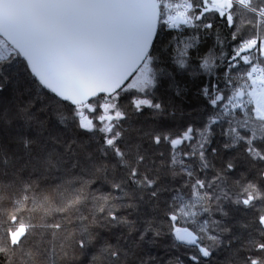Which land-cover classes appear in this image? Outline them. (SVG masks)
I'll return each instance as SVG.
<instances>
[{
	"label": "snow or ice",
	"instance_id": "obj_1",
	"mask_svg": "<svg viewBox=\"0 0 264 264\" xmlns=\"http://www.w3.org/2000/svg\"><path fill=\"white\" fill-rule=\"evenodd\" d=\"M236 8L251 14L247 38L234 27ZM214 17L234 29L236 42L223 68L231 97L221 94L218 84L201 89L219 114L207 118L203 131L188 125L177 135L150 130L138 137L150 146L167 144V159L142 142L126 140L121 122L129 118V109L148 108L155 116L166 111L152 93L161 80L174 79L154 52L158 27L211 30L205 21ZM195 40L185 43L175 59L179 69L186 68L187 49ZM17 56L24 57L23 71L38 79L56 105L70 104L71 118L57 111L58 124L50 123L52 110L35 107L27 89L18 91L10 105L0 104V177L9 181L5 185L0 179V193L5 187L10 192L7 207L0 205V264H19L17 253L37 229L53 238L66 233L70 246L94 253L91 264H125L130 257L133 264H156L140 246L162 235L172 236L174 246L194 250L192 264L212 257L226 235L227 246L233 240L240 245L234 253L238 264H264V0H0V92L13 77ZM241 65L247 70L234 84L227 73ZM215 66L210 59L200 65L205 72ZM125 94L130 95L127 109L120 103ZM235 110L250 115L225 120ZM225 122L219 133L226 138L222 147L235 155L216 168L206 153L218 156L211 147L212 128ZM59 125H65L63 130ZM72 129L89 140L65 138ZM97 133L100 140L93 148ZM66 158L81 176L60 177L53 186L32 178L53 170L67 175ZM109 158L116 163H104ZM117 166L122 172L109 180L107 174ZM84 175L103 176L111 191L93 190ZM124 211L137 219H128ZM235 213L244 215L237 219ZM37 216L53 222L32 223ZM181 221L196 227L181 226ZM73 226L76 231H69ZM117 227L127 229L130 244H113L101 235ZM234 228L246 235H235ZM168 264L182 262L175 258Z\"/></svg>",
	"mask_w": 264,
	"mask_h": 264
},
{
	"label": "trees",
	"instance_id": "obj_2",
	"mask_svg": "<svg viewBox=\"0 0 264 264\" xmlns=\"http://www.w3.org/2000/svg\"><path fill=\"white\" fill-rule=\"evenodd\" d=\"M251 18V14L247 13L246 10L236 8L234 10V27L239 28V34L244 35L247 38L250 30V26L247 24V20ZM206 23L213 25L211 30L206 29H194L188 26H182L179 29L167 28L163 25L158 27V35L154 40V52L155 55L163 61L161 67H167L174 79H163L160 81L158 87L152 89L154 98L157 102L161 103L166 109L163 116L153 115V110L145 108L141 113H134L129 109V118L126 121H122L125 132V139L131 140L132 142H142L144 147L150 148L153 152L164 153V159H167L169 148L167 144H161L160 146H150L147 140L140 141L139 136L143 135V132L156 131V132H170L173 135H177L182 132L186 126L192 125L195 129L204 130L207 118L212 115L219 114V109H214L210 105L208 97L201 93V89L208 85L211 88L212 84H218L221 94L225 97H231L233 87L225 84V72L223 71L224 63L227 61L229 56L232 54L233 48L236 46V42L231 39V32L234 29H230L227 24L219 19L212 18ZM196 37L194 46L187 49V65L186 68L181 70L177 65L174 64L175 59L179 56V53L184 51L185 43H191L192 38ZM222 42V43H221ZM204 59H210L214 61L215 67L211 72H205L200 65ZM25 59L22 56H17L13 64L12 73L13 77L5 84L3 92H0V104L10 105V103L17 98L18 91L22 92L27 89L31 92L33 97V103L35 107L47 106L52 110L50 123L58 124L57 111L62 112L63 115L70 119L71 118V106L69 103L56 105L52 100L48 90L44 89L39 84L38 79L34 80L33 77L29 76L23 71ZM264 66V64H262ZM176 68L175 71L173 69ZM247 70V66L241 65L238 71L230 70L227 75L230 76L237 84V77L243 75L244 71ZM17 74H19L17 78ZM179 89V94L177 90ZM130 95L125 94L121 97L120 103L124 108H128V100ZM227 101H225L226 103ZM251 107V106H249ZM247 110H235L231 116L226 117L225 120L231 119L234 121H240L248 118L250 113ZM48 119V117H45ZM65 125H59V128L63 130ZM227 128V123H218L213 126L212 131L216 133L212 139L211 147H214L218 151V156H212L211 153H206L209 156L211 162L219 168L224 160L231 159L235 153L231 150H225L222 144L226 138L222 137L219 133L222 129ZM75 137L79 136L82 140H89L87 136L77 133L74 129L64 133V137ZM100 140V134L97 133L95 138L91 140L93 148ZM19 151V150H17ZM73 161L66 158L65 168L68 169V174L65 175L63 171L53 170L50 174L45 173L44 177L41 178L39 175H35L32 178L36 180L41 186H53L60 183V177L64 179H71L73 175L81 176L82 172L79 169H72L71 164ZM81 164L84 168H88L83 159ZM159 162V161H158ZM104 163L115 164V160L109 158ZM122 166H117L114 173H108V179L111 180L113 175L117 177L122 172ZM243 169L238 170L242 171ZM89 171H91L89 169ZM237 173V174H238ZM209 175L212 173L209 172ZM234 178V177H233ZM4 180V184H8V180L0 177ZM27 179V177H25ZM83 179L91 180L92 189H99L103 193L110 192L109 186L104 183L103 176L100 175H84ZM45 181L47 185H45ZM78 186V185H77ZM131 191V187L128 189ZM10 192L5 187L0 196V205L7 207V197ZM118 195V193H115ZM91 208V204L89 205ZM85 216H89V212L81 209ZM143 212V209H141ZM123 215L127 216L130 220L137 219L133 213L129 215L127 211L122 212ZM237 219L241 218L243 213L234 214ZM247 215L251 216L252 213ZM90 218V217H89ZM219 214L216 215V219H219ZM25 222H28L26 217ZM32 223L41 222H53L50 218H45L44 221L40 220L37 216L36 219L31 221ZM234 223V221H233ZM181 226H188L194 229L196 226L192 224L185 225L181 221ZM69 231H76L75 226L70 227ZM162 231H166V228ZM235 235L244 236L246 234L238 228L233 229ZM42 229H37L33 241L29 242L25 246L23 253H17L16 259L19 264H91V256L94 254L92 251L82 252L79 249L71 245V241L65 240L64 234H57L53 238L48 233H41ZM126 228H114L105 232L101 230V235L109 239L113 244L118 240L123 245L129 243L127 239ZM230 237L228 235L222 237L225 240V244L221 245L218 249L214 250V255L210 258H206L203 264H238L237 259L234 257V253L239 249L240 245L236 240L232 241V245L227 246V240ZM176 242L170 235H162L154 243H144L140 246V251L144 255H151L156 258V264H168V261L175 258H179V262L182 264H192L189 256L194 253V250H186V247L174 246ZM48 249V253H44V249ZM67 252V256L64 252ZM31 252L32 256H28L27 253ZM134 258L130 257L125 264H133Z\"/></svg>",
	"mask_w": 264,
	"mask_h": 264
},
{
	"label": "built area",
	"instance_id": "obj_3",
	"mask_svg": "<svg viewBox=\"0 0 264 264\" xmlns=\"http://www.w3.org/2000/svg\"><path fill=\"white\" fill-rule=\"evenodd\" d=\"M169 2H172V0H169ZM262 67H264L263 65H261ZM259 75V74H258Z\"/></svg>",
	"mask_w": 264,
	"mask_h": 264
},
{
	"label": "water",
	"instance_id": "obj_4",
	"mask_svg": "<svg viewBox=\"0 0 264 264\" xmlns=\"http://www.w3.org/2000/svg\"><path fill=\"white\" fill-rule=\"evenodd\" d=\"M155 40V39H154ZM23 57V56H22ZM24 58V57H23Z\"/></svg>",
	"mask_w": 264,
	"mask_h": 264
},
{
	"label": "crops",
	"instance_id": "obj_5",
	"mask_svg": "<svg viewBox=\"0 0 264 264\" xmlns=\"http://www.w3.org/2000/svg\"><path fill=\"white\" fill-rule=\"evenodd\" d=\"M259 91V90H258Z\"/></svg>",
	"mask_w": 264,
	"mask_h": 264
}]
</instances>
